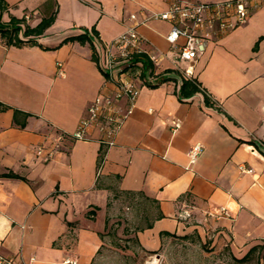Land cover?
Segmentation results:
<instances>
[{"label":"crops","instance_id":"0c3cea01","mask_svg":"<svg viewBox=\"0 0 264 264\" xmlns=\"http://www.w3.org/2000/svg\"><path fill=\"white\" fill-rule=\"evenodd\" d=\"M3 1L4 22L54 20L39 45L8 46L0 38V254L16 257L15 264H100L119 194L143 195L156 208L130 235L144 251L192 237L237 256L264 245V154L253 145L264 143V1L251 0L247 21L214 35L191 62L179 61L167 42L170 24H140L145 51L164 58L141 68L135 109L108 150L96 130L86 141L57 137L75 130L104 85L114 87L98 66L97 48L133 23L130 15L142 21L169 0ZM85 30L96 61L89 43L61 44ZM190 68L201 91L180 100V70ZM197 143L204 151L188 169ZM38 147L58 151L44 162Z\"/></svg>","mask_w":264,"mask_h":264},{"label":"built area","instance_id":"2783aa9c","mask_svg":"<svg viewBox=\"0 0 264 264\" xmlns=\"http://www.w3.org/2000/svg\"><path fill=\"white\" fill-rule=\"evenodd\" d=\"M250 3L251 0L223 2L169 0L165 11L144 15L142 21L137 22L138 16L130 15L133 23L127 25L125 30L112 41L97 48L98 66L106 78V83H113L114 87L110 90L104 85L88 106L86 115L80 119L75 130L71 133L59 134L57 142L67 137L75 141H86L90 139L91 131L96 130L98 141L106 150L116 145L117 136L131 117L141 93V86L145 82L141 72L142 62L135 61V56L145 54L153 65L164 58L163 55L145 51L143 48L145 39L138 29L140 24L150 20H161L170 24V31L166 35L167 42L177 50L179 61L191 62L206 51L214 35L232 31L244 24L249 17ZM25 17L29 18L28 15ZM180 71L185 77L192 78L191 68ZM179 127L180 124L176 123L174 131ZM253 145L264 154L263 142H256ZM57 151L55 147L50 149L38 147L36 154L47 162ZM203 151L204 147L200 143L190 148L188 169L197 162ZM103 162L104 159L99 164V170ZM224 214L226 211L222 208L219 215ZM186 216L189 217L188 214ZM15 262L16 257L0 254V264H15Z\"/></svg>","mask_w":264,"mask_h":264},{"label":"rangeland","instance_id":"374dc122","mask_svg":"<svg viewBox=\"0 0 264 264\" xmlns=\"http://www.w3.org/2000/svg\"><path fill=\"white\" fill-rule=\"evenodd\" d=\"M156 214V208L143 195L113 197L107 216L111 226L106 234L107 245L98 257L100 264H264V245L242 263L234 258L243 256L233 254L229 248L215 253V248L195 237L171 239L155 252L144 251L130 235L148 225Z\"/></svg>","mask_w":264,"mask_h":264},{"label":"trees","instance_id":"16d2710c","mask_svg":"<svg viewBox=\"0 0 264 264\" xmlns=\"http://www.w3.org/2000/svg\"><path fill=\"white\" fill-rule=\"evenodd\" d=\"M7 9L3 0H0V38L1 40L8 46H17L21 47L23 45H39L36 38L44 33V31L52 24L53 18L43 19L37 26L31 27L26 18L23 16L22 18H16L15 16H10V20L8 22H4L2 20V13ZM91 33L93 36L97 35L95 28L91 29ZM68 42H79L84 45L89 43L93 49V60L96 61L95 55V46L93 44L92 36L90 35V31L85 30L82 34L67 37L62 41L61 44H65ZM135 61L142 62L143 69H152L153 64L150 59L145 54H139L135 56ZM169 78L164 79L162 82L168 81ZM155 87L154 85H151ZM200 86L197 81L193 78H182V83L178 90V96L180 100L189 99L197 92L201 91ZM205 102L208 105H213L210 102L208 96H205ZM103 159L101 154L100 163ZM6 176L13 178H21L14 173L5 174ZM23 179V178H21ZM262 248V245L253 246L242 258H234L238 262L247 261L255 252ZM264 258V253L262 254Z\"/></svg>","mask_w":264,"mask_h":264}]
</instances>
